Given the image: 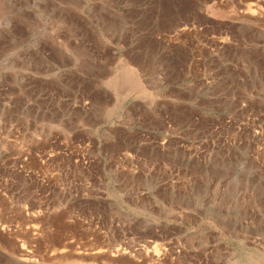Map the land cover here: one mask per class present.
Segmentation results:
<instances>
[{
	"label": "rangeland",
	"instance_id": "374dc122",
	"mask_svg": "<svg viewBox=\"0 0 264 264\" xmlns=\"http://www.w3.org/2000/svg\"><path fill=\"white\" fill-rule=\"evenodd\" d=\"M0 264H264V0H0Z\"/></svg>",
	"mask_w": 264,
	"mask_h": 264
},
{
	"label": "crops",
	"instance_id": "0c3cea01",
	"mask_svg": "<svg viewBox=\"0 0 264 264\" xmlns=\"http://www.w3.org/2000/svg\"><path fill=\"white\" fill-rule=\"evenodd\" d=\"M165 101L167 102L168 99L165 100ZM172 112L173 111H171L167 107H165L164 109H162L160 111V119H161V122H162V128L167 130V133H166L167 136L169 135L168 134V130H171V125H169L170 128H168V122L170 121V118H172V116H173ZM150 124H151V127H152L151 130H153V131L156 130V128H159V127H156L157 125L153 122V120H152V122H150ZM173 130H175V129L173 128ZM146 143L150 144L152 147L159 148L160 150L165 151V153H167V154L171 152L170 149L175 150V152H182V153L186 152L185 151V147H184L183 144L177 145L174 148V147H171L169 145H164L166 143V140L165 141H161V142H156L157 145H156V143L154 144V142H143V141H141L140 142L141 148L145 147L144 145H146ZM196 156H198V155H196ZM193 160L196 161V162H199V163H204V164H208V163L213 162V159L206 160V159H203V158H196V159L193 158ZM175 161L176 160H174L173 158L171 159L170 156L168 158L149 159V161L145 160V162H144L145 168H144V166L142 168V165H141V169L142 170H140V171L146 177H148V178L150 177V179H155V180H158V181H165L163 176L165 174L168 175L167 172L171 171L172 165L178 164ZM184 163H186V159L181 164L184 165ZM134 172L137 174L139 171L136 169V170H134ZM166 178H167V176H166Z\"/></svg>",
	"mask_w": 264,
	"mask_h": 264
}]
</instances>
